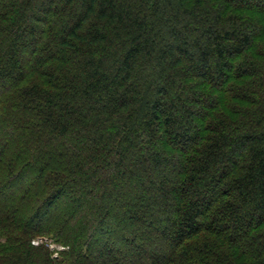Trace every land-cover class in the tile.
<instances>
[{
  "label": "trees",
  "instance_id": "obj_1",
  "mask_svg": "<svg viewBox=\"0 0 264 264\" xmlns=\"http://www.w3.org/2000/svg\"><path fill=\"white\" fill-rule=\"evenodd\" d=\"M0 264H264V0H0Z\"/></svg>",
  "mask_w": 264,
  "mask_h": 264
}]
</instances>
